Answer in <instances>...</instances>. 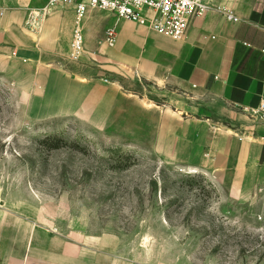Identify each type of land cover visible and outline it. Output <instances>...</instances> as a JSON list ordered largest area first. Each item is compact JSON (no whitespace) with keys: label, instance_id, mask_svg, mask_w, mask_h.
Segmentation results:
<instances>
[{"label":"crops","instance_id":"1","mask_svg":"<svg viewBox=\"0 0 264 264\" xmlns=\"http://www.w3.org/2000/svg\"><path fill=\"white\" fill-rule=\"evenodd\" d=\"M46 1L0 0V75L23 85L39 112L97 129L116 112L154 113L153 150L166 162L215 178L234 175L244 188L264 187V0H204L211 9L180 41L121 20L115 47L101 37L116 16L89 10L83 34L94 31L107 49L99 67L80 74L45 61V45L56 49L65 27L60 7L49 11L41 33L25 26L28 9ZM218 7L233 10L241 22L227 21ZM63 8L76 18L74 8ZM103 19L109 20L105 29ZM112 76L153 83L164 99L131 94ZM106 249L102 237L63 238L24 222L23 206L0 207V264H109Z\"/></svg>","mask_w":264,"mask_h":264},{"label":"rangeland","instance_id":"2","mask_svg":"<svg viewBox=\"0 0 264 264\" xmlns=\"http://www.w3.org/2000/svg\"><path fill=\"white\" fill-rule=\"evenodd\" d=\"M56 10L65 27L45 61L79 74L99 67L106 45L91 31L71 60L76 18ZM110 79L164 99L153 83ZM156 122L149 112H116L105 129L48 118L0 75V207L23 206L24 222L63 238L102 237L109 264H264V187L166 162L153 150Z\"/></svg>","mask_w":264,"mask_h":264},{"label":"built area","instance_id":"3","mask_svg":"<svg viewBox=\"0 0 264 264\" xmlns=\"http://www.w3.org/2000/svg\"><path fill=\"white\" fill-rule=\"evenodd\" d=\"M54 7H72L76 12L70 45L71 60L79 59L84 52L85 36L81 29V20L89 10H105L116 16V24L105 32V44L115 47L116 26L121 20L132 21L165 37L180 41L186 37L192 23L204 17L211 9L204 0H47L40 8L28 9L25 26L34 33H41L49 11ZM217 9L227 21L241 22L233 10L225 7ZM261 52L264 54V45ZM259 111L264 114V99L260 102ZM262 140L264 141V137Z\"/></svg>","mask_w":264,"mask_h":264}]
</instances>
